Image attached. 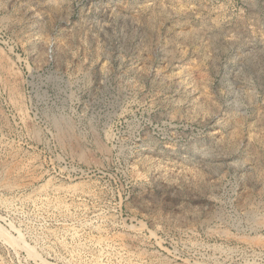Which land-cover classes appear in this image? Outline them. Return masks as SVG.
I'll return each instance as SVG.
<instances>
[{
	"label": "rangeland",
	"instance_id": "374dc122",
	"mask_svg": "<svg viewBox=\"0 0 264 264\" xmlns=\"http://www.w3.org/2000/svg\"><path fill=\"white\" fill-rule=\"evenodd\" d=\"M96 238L264 264V0H0V264Z\"/></svg>",
	"mask_w": 264,
	"mask_h": 264
},
{
	"label": "bare ground",
	"instance_id": "6f19581e",
	"mask_svg": "<svg viewBox=\"0 0 264 264\" xmlns=\"http://www.w3.org/2000/svg\"><path fill=\"white\" fill-rule=\"evenodd\" d=\"M218 24V23H217ZM216 26V25H215ZM221 26V25H220ZM227 36V35H226ZM227 39V38H226ZM228 39H230V37L228 38ZM68 44V43H67ZM66 58V57H65ZM60 124V123H59ZM65 124V123H64ZM164 172V171H163ZM166 176V175H165ZM5 188H7V187H5ZM43 189V188H42ZM55 190V189H54ZM53 190V191H54ZM60 190V189H59ZM67 190V189H66ZM71 190H73V189H71ZM70 190V191H71ZM40 191H41V189H40ZM56 191V190H55ZM60 191H62V190H60ZM68 191V190H67ZM39 192V191H38ZM45 192V191H44ZM76 192V191H75ZM56 193V192H55ZM72 193H74V192H72ZM34 199V198H33ZM5 200V199H4ZM28 200H30V199H28ZM53 200H54V198H53ZM33 201V200H32ZM57 201V200H56ZM60 201V200H59ZM25 202V201H24ZM46 203V202H45ZM48 203V202H47ZM31 204V206L33 205L32 203H30ZM38 204V203H37ZM1 205H3V204H1ZM50 205L51 206H57L58 204L57 203H55V201L53 202V203H50ZM50 205L49 204H46V206L47 207H50ZM4 206V205H3ZM9 206V205H8ZM38 207V206H37ZM60 208L62 207L61 205L59 206ZM65 207V206H64ZM75 207V206H74ZM78 207V206H77ZM36 208V207H35ZM40 209V208H39ZM46 209V208H45ZM58 209V208H57ZM65 209V208H64ZM69 209V208H68ZM78 209V208H77ZM56 210V209H55ZM67 210V209H66ZM73 210V209H72ZM42 211V210H41ZM44 211V210H43ZM42 211V212H43ZM61 211V210H60ZM62 211H63V209H62ZM65 211V210H64ZM68 213H69V211H68ZM65 225V224H64ZM63 229H64V231H65V233L70 237H72V236H77V234H76V232H75V229H73V228H71V227H63ZM63 231V232H64ZM77 231V230H76ZM63 234V233H62ZM53 235V234H52ZM54 236V235H53ZM65 236V235H64ZM58 238H59V236H58ZM61 238V237H60ZM62 239V238H61ZM61 241V240H60ZM106 241V240H105ZM104 240H102V239H93L90 243L92 244V245H94V246H97V248L98 247H101L102 249H103V251H102V255L104 256L105 254H107V253H110V252H115V254H113L119 261H121L122 263H123V260L124 261H127V264H136V263H133L131 260H129V259H127V258H124V256L120 253V250H117V251H115V249H114V244L115 243H112V242H105ZM58 242V241H57ZM62 242V241H61ZM60 243V242H59ZM58 244V243H57ZM61 245V244H60ZM76 246V245H75ZM91 246V245H90ZM61 247V246H60ZM63 247H64V245H63ZM78 247V246H77ZM82 247V246H81ZM70 248V247H69ZM94 248V247H93ZM96 248V249H97ZM65 249V248H64ZM63 249V250H64ZM72 249V248H71ZM75 249V248H74ZM86 249H88V248H86ZM93 251V250H92ZM64 252V251H63ZM72 252V251H71ZM81 252V251H80ZM89 252V251H88ZM96 252H97V250H96ZM31 253V252H30ZM75 253V252H74ZM100 253V252H99ZM73 254V253H72ZM78 254V253H77ZM81 254V253H80ZM80 254H78V255H80ZM83 254V253H82ZM97 254V253H96ZM101 254V253H100ZM69 255V254H68ZM75 255V254H74ZM73 255V256H74ZM86 255V254H85ZM98 255V254H97ZM71 256V255H70ZM96 256V255H95ZM99 256V255H98ZM107 256H109V255H107ZM78 257V256H77ZM80 258V257H79ZM90 258H91V256H90ZM110 258V257H109ZM96 259V258H95ZM106 259V258H105ZM131 259V258H130ZM91 260V259H90ZM89 260V261H90ZM111 260V259H110ZM112 260H114V259H112ZM77 261V260H76ZM92 261V260H91ZM82 262H83V260H82ZM86 262H88L87 261V259H86ZM107 262V261H106ZM109 262V261H108ZM114 262V261H113ZM89 263V262H88ZM111 263V262H110ZM78 264V263H77ZM92 264H102L101 263V261H100V259L98 260H94V263H92ZM118 264V263H117Z\"/></svg>",
	"mask_w": 264,
	"mask_h": 264
}]
</instances>
